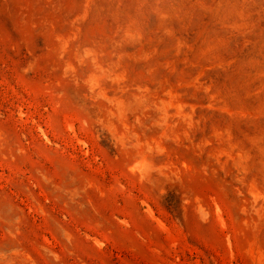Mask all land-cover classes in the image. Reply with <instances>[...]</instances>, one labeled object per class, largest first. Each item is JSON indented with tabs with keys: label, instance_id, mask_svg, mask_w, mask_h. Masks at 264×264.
Segmentation results:
<instances>
[{
	"label": "rangeland",
	"instance_id": "1",
	"mask_svg": "<svg viewBox=\"0 0 264 264\" xmlns=\"http://www.w3.org/2000/svg\"><path fill=\"white\" fill-rule=\"evenodd\" d=\"M0 264H264V0H0Z\"/></svg>",
	"mask_w": 264,
	"mask_h": 264
}]
</instances>
